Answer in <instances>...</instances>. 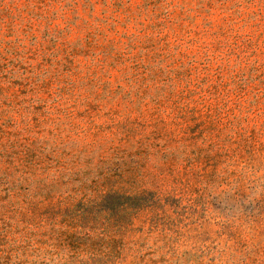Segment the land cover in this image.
I'll list each match as a JSON object with an SVG mask.
<instances>
[{
    "label": "rangeland",
    "instance_id": "obj_1",
    "mask_svg": "<svg viewBox=\"0 0 264 264\" xmlns=\"http://www.w3.org/2000/svg\"><path fill=\"white\" fill-rule=\"evenodd\" d=\"M0 264H264V0H0Z\"/></svg>",
    "mask_w": 264,
    "mask_h": 264
}]
</instances>
